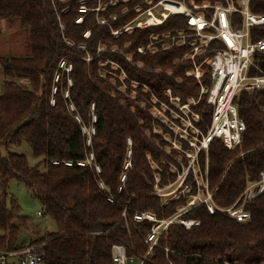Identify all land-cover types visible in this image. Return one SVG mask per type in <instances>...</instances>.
<instances>
[{
    "label": "trees",
    "instance_id": "trees-1",
    "mask_svg": "<svg viewBox=\"0 0 264 264\" xmlns=\"http://www.w3.org/2000/svg\"><path fill=\"white\" fill-rule=\"evenodd\" d=\"M171 1L189 4V0ZM155 2L0 0V21L16 20L27 28L30 48L26 56H0V68L6 76L27 81L0 83L1 252L24 248L18 244V237L27 218L20 214L16 200L6 193L7 183L17 180L39 201L43 217L55 223V231L45 232L27 245L37 247L45 264H114L113 245H122L127 257L143 260V264H264V194L245 205L249 219L244 222L218 212L209 213L204 204H198L180 215L198 221V225L185 229L179 223L169 224L154 235V245L151 240L146 241L157 221L174 216L185 206V195L192 194L195 185L185 194L165 198V202L154 194L155 174L163 186L173 182L177 173L168 164L158 163L160 158L169 157L154 146L153 135L146 137L151 129L146 111L137 106L132 111L130 99L114 87L111 79L120 84L109 75L111 63L118 67L113 68L115 72L146 86L158 99H164L165 90L169 89L184 103L198 97L199 84L205 89L211 84L207 64L201 65L205 72H201L199 80L186 75L194 68L191 60L183 59L189 53L188 45H172L152 55L137 53V47L149 43L151 34L186 32L187 18L179 14L169 15L160 24L133 26L146 18V10ZM99 4H103L102 9H97ZM248 8L255 14H264V0H249ZM206 11L211 13L210 9ZM99 18L103 24L98 23ZM239 19L237 13L232 15L233 27L239 26ZM129 25L132 28L125 30ZM252 38H264V26L253 28ZM217 45L214 42L209 47ZM102 46L114 47L116 52L97 51ZM130 54L140 68L124 59ZM203 57H196L195 63L199 64ZM253 58L264 72V53ZM165 71L171 76L164 75ZM122 82L128 84L126 79ZM233 103L245 124L240 145L227 149L214 139L207 150L208 186L215 189L212 199L221 207L233 204L246 183L255 181L264 169V115L260 111L264 90L240 92ZM197 104L192 108L201 120L195 125L205 133L211 106L203 101ZM92 113L96 118L95 134L91 147H87L81 124L74 116L78 115L87 126ZM21 142L31 148L35 157H41L38 164L30 166L20 154H2V150ZM89 152L100 168L99 174L89 167L52 164L64 160L74 163ZM149 159L158 164V169H150ZM204 159L202 152L199 162L203 170ZM99 182L105 189L99 187ZM144 212L153 213L155 221L134 220L135 213Z\"/></svg>",
    "mask_w": 264,
    "mask_h": 264
},
{
    "label": "built area",
    "instance_id": "built-area-1",
    "mask_svg": "<svg viewBox=\"0 0 264 264\" xmlns=\"http://www.w3.org/2000/svg\"><path fill=\"white\" fill-rule=\"evenodd\" d=\"M238 2L240 5L237 4V6L228 4L226 6L222 4H202L197 6L191 4L190 8L185 4L181 5L180 2L164 0L163 2L157 3L156 6L159 5L160 9L162 7V11L159 10L156 16H154L152 12V8L156 6L146 10V18H148L151 23H149L146 18L145 20L142 19V21H144L142 23L143 25H156L162 23L169 15L179 14L186 17V34H179V30L174 35L168 32L164 37L176 40L178 42L177 46H190L186 58L192 61L196 69H199V67L201 68L203 64H207L208 66L211 82L210 87L208 89H205L203 86L200 87V94L206 95L205 104L212 107L207 130L205 133H202L195 128L190 121H185L184 125V128L186 131L188 130L189 133L191 132L190 128H193L194 132L196 131L195 136H190L186 131L185 133L189 137H194L196 142L188 141V143L192 147H197L198 151L206 149L209 143L214 139L220 140L227 149H234L239 146L242 141V134L245 131V124L238 116L233 98L243 91L253 92L264 90V72L258 69L253 58L255 54L264 53V38H252V29L264 26V14H255L251 12L248 8L249 0H238ZM171 7H177V9L171 10ZM180 8H182V10H180ZM201 9H210L211 13L206 15ZM235 13H237L240 18L238 27L232 26V15ZM134 26L142 27L138 24ZM214 42L219 43V45L210 49L209 46ZM208 53H211V56H209ZM199 56L204 57L197 66L195 58ZM252 68L255 71H252ZM186 75L193 76L196 80H199L201 76L198 71L196 73L187 71ZM55 81H57L56 75L54 77V82ZM54 92L55 88L53 87L52 93ZM66 94L65 92V95ZM51 103H53L52 99ZM70 109L73 110V106H70ZM260 111L264 115V104L260 107ZM74 119L81 124V131L86 136L85 145L91 147L92 136L95 134V127L93 125L96 121L95 115L92 113L90 123L87 126L82 124L78 115L74 116ZM198 135H200L199 139ZM180 137L186 139L182 134ZM196 143H198V145ZM60 163L69 167L73 164L79 167H89L92 168L96 174L100 173V168L95 163L92 152H89L84 159L74 163L67 160L61 162L52 161L54 165ZM188 174L187 172L185 173L183 183ZM200 180L201 182L198 183L199 189L197 194H190L188 196L189 200L187 205L178 209L177 214L167 219L157 221L156 224L153 225L152 232L148 235L146 241L151 240L154 245V235L157 234L161 228H165L169 224L179 223L184 226L185 229L198 225L199 222L196 220L183 219L180 217L183 212L198 204H204L209 213L218 212L231 220L244 222L249 219V212L245 210V205L264 194V169L259 172L255 181H248L237 200L226 207H218L214 204L212 194L215 189L211 190L208 186L206 168ZM174 183L175 181L170 185ZM99 187L105 189L102 182H99ZM158 188L160 187L155 185V189ZM189 188L190 186L185 185V189L181 193H178L183 194L189 190ZM174 192H171L173 194L172 196L179 195H175ZM154 194L160 196L157 191L154 192ZM186 196L187 195H185V197ZM107 200L112 201L110 197H108ZM166 200L167 199H164V202ZM36 215L43 216L41 212H37ZM133 218L136 221H141L143 219L155 221L154 214L151 212L135 213ZM36 248V246H27L16 252L0 251V264H8L10 260L13 261V264H45L42 253L38 252ZM111 259L114 264H143V260L135 261L133 258L127 257L122 245H113L111 247Z\"/></svg>",
    "mask_w": 264,
    "mask_h": 264
},
{
    "label": "rangeland",
    "instance_id": "rangeland-1",
    "mask_svg": "<svg viewBox=\"0 0 264 264\" xmlns=\"http://www.w3.org/2000/svg\"><path fill=\"white\" fill-rule=\"evenodd\" d=\"M112 2H117L119 0H111ZM164 0H157V2L153 3L151 7H154L159 2H163ZM168 1V0H165ZM225 3L222 4L224 6L233 5L237 6V4L240 5L238 0H224ZM175 2V1H174ZM181 5H191L195 4L197 6H200L202 4H209L207 2L197 4L195 2H191L189 0V4H186L185 2L181 1ZM213 5H220V4H213ZM103 4H99L97 9H102ZM189 7V6H188ZM191 8V6H190ZM193 8V7H192ZM96 9V10H97ZM158 10L162 11V7L160 9L159 5L152 8L153 15L156 16ZM201 11L208 15V12L205 9H201ZM175 14H173L174 16ZM172 16V15H170ZM100 19V18H99ZM114 19V17H112ZM80 20V18L78 19ZM145 20V19H143ZM148 20V18H146ZM149 23H151L150 20H148ZM144 21L139 20L134 23V25L138 24L142 27L152 26V24H146L143 25ZM99 24H103V20H98ZM8 26V39L10 41L6 42V44L3 42H0V56H26L30 53L29 48V40H28V30L27 28L21 26L16 20H12L7 22ZM133 25V26H134ZM131 25L127 26L125 30L131 29ZM179 31L176 30L175 33ZM179 34H186V32L180 30ZM113 35L117 34V31L111 32ZM168 32H161L159 34H151L149 36V43L145 45L144 47H137L136 51L139 54H149L152 55L153 53H156L157 51H162L163 49L166 50L170 48L172 45L177 46V41L173 38H167L164 37ZM87 34V33H86ZM177 36V35H176ZM115 51L116 48L111 47L108 49L107 47H99L97 51ZM188 52V51H187ZM186 52V53H187ZM118 53L121 54L119 51ZM188 54V53H187ZM187 54L183 57V59H187ZM131 54L125 55L124 59L132 64L135 65V67L140 68V64H135L131 60ZM196 60V58H195ZM112 67L114 69H118L117 65L112 64ZM198 66V64H196ZM194 67V66H193ZM110 69L111 72H109V75L114 76L118 79V82L120 85L116 84L113 79H111L114 87L117 91L121 92L125 96H127L131 103V110L134 111V107H139L146 111L148 117H150V123H151V129L147 133L146 137L149 138L150 135H153L156 138V142H154V146L163 154L167 155L169 158H160L159 162L161 165L165 166L168 164L171 169L175 170L177 173V176L175 177V183L173 185H170L173 182H170L166 185H160L158 182V176L155 174V183L160 187L158 189L154 190L157 191L160 194V197H168L172 196L173 194L171 192H174L175 195L181 193L185 189V185L190 186L189 189H191V186L194 184L196 187L194 189V192L192 194L196 195L199 189L198 183L201 182L200 177L202 176V173L204 172L205 168L208 166L207 161V150L208 147L204 150H199L197 147H192L189 145L188 141L196 142L194 137H189L185 131L184 128L185 121H190L195 128L199 130V128L195 125L197 121L201 120V117L198 113L194 112L193 108L194 106L198 105L197 103L199 101H203L206 103V95H201L200 90L197 98H189L186 102L182 103L180 102V99L178 97H174V95L171 93L169 89L165 90V98L164 99H158L155 97L150 90L146 86H139L140 84L138 82H135L134 80H129L126 78L125 74L122 72L114 71ZM155 73H159V70H152ZM201 71L204 73L205 69L203 67H199V69H196V67L193 68V73ZM164 75L171 76V73L169 71H165ZM122 79H126L128 81V84L122 82ZM9 80L19 81L22 83H26L27 81L25 79H17L15 77H9ZM176 83L178 80H174ZM141 88V89H140ZM200 89V84H199ZM139 99H142L143 101H139ZM185 105V106H183ZM206 105V104H205ZM204 106V105H202ZM207 106V105H206ZM212 109V107H211ZM191 132L189 133L188 130L186 131L190 136H195L196 131L194 132L193 128H190ZM184 135L186 139H183L180 137V135ZM200 138V135H198V139ZM198 145V143H196ZM210 144V143H209ZM7 152L9 153H16L20 154L26 157L28 164L30 166H34L38 164V162L41 160V157H35L31 151V148L24 142H21L20 144L10 145L8 149L2 150V154L5 155ZM205 153V159H204V170L200 167L199 157L201 153ZM126 156H129V152H127ZM129 165V161L125 162V167ZM148 165L152 171L154 169H158V164L153 162L152 160H148ZM160 168V166H159ZM164 168V167H163ZM39 169H43V165H39ZM187 172L188 176L186 177L184 183H183V177L185 173ZM189 179V182L187 180ZM179 192V193H178ZM6 193L8 196L13 197L18 206L20 214L27 218L26 227L22 228L19 232L18 237V244H22V246L25 248L27 247L30 240H35L36 238L42 237L45 232H53L56 230V226L54 221L51 218L43 217V216H37V212H41V207L39 204V201L31 196L23 184H21L17 180H10L7 183ZM185 194V192L183 193ZM188 194L186 196V204L189 200ZM165 199V198H164ZM214 202V201H213ZM215 204V203H214ZM216 205V204H215ZM218 206V205H216ZM221 207V206H218Z\"/></svg>",
    "mask_w": 264,
    "mask_h": 264
},
{
    "label": "crops",
    "instance_id": "crops-1",
    "mask_svg": "<svg viewBox=\"0 0 264 264\" xmlns=\"http://www.w3.org/2000/svg\"><path fill=\"white\" fill-rule=\"evenodd\" d=\"M8 24L7 21H0V42H3L6 44V42L10 41L8 39ZM4 80H9V76H6L3 72V70L0 68V83ZM8 264H13V261H8Z\"/></svg>",
    "mask_w": 264,
    "mask_h": 264
},
{
    "label": "bare ground",
    "instance_id": "bare-ground-1",
    "mask_svg": "<svg viewBox=\"0 0 264 264\" xmlns=\"http://www.w3.org/2000/svg\"><path fill=\"white\" fill-rule=\"evenodd\" d=\"M170 9L175 10V9H177V7H171ZM180 10H182V8H180Z\"/></svg>",
    "mask_w": 264,
    "mask_h": 264
}]
</instances>
